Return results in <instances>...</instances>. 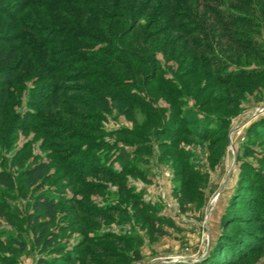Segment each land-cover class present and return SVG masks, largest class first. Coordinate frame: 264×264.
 <instances>
[{
	"label": "trees",
	"instance_id": "16d2710c",
	"mask_svg": "<svg viewBox=\"0 0 264 264\" xmlns=\"http://www.w3.org/2000/svg\"><path fill=\"white\" fill-rule=\"evenodd\" d=\"M159 38L164 39L161 46L153 42ZM134 40L149 51L132 46ZM170 43L182 44L190 52L185 60L190 61L187 73H200L211 84L228 87L227 97L238 98L244 93L242 81L264 79V0H0V216L8 221L10 215L18 216V208L5 200L6 195L18 190V183L22 191L32 190L25 229L40 248L36 264H75L73 251L85 243L97 245L108 255L109 249L96 240L115 238L112 231L95 232L94 236L84 231L74 250L59 237L82 220L87 223L85 228L92 227L87 216L97 218L109 209H120L111 203L94 204L89 199L90 190L103 185L87 176L118 179L122 191L138 202L141 194L126 185L124 176L141 174L137 157L148 151L146 142L151 132L159 139L172 137L164 145L176 149L172 157L177 175H182L183 168L189 173L190 177L183 180L188 195L194 196L200 178L205 180L204 173L194 167L193 153L181 148L180 141L200 138L225 142L232 114L206 113L196 99L198 94L190 92L184 82L185 73L178 74L181 69L172 77L166 76L156 53L173 54L177 46L170 48ZM70 82L77 84L70 86ZM152 82L159 83L158 91L164 93L168 107L156 106L158 96L148 98L138 90ZM70 89L76 90L77 97L65 94ZM26 92L27 109L18 110ZM185 96L194 97L196 105H188ZM114 107L134 125L116 130V140L110 143L99 125L104 113H112ZM136 108L143 110L140 123ZM202 112L204 117L199 115ZM259 124L264 125V119ZM252 127L256 129H251L252 135L260 132L264 138V126L261 130L255 124ZM32 132V140L41 138L48 149L46 158L32 156L31 139L7 157L20 134ZM126 146L135 148L132 152ZM218 159L214 156V162ZM7 165L15 166L20 176ZM251 178L250 193L243 204L248 212L243 214L232 206L224 215L225 230L242 219L264 224V172L253 173ZM49 182L56 184L59 192L47 189ZM67 187L73 190L72 197L66 194ZM77 193L83 196L76 198ZM66 203L71 206L61 212ZM239 205L236 202L235 207ZM144 209V219L150 223L161 219ZM60 218L62 223L55 227ZM230 232L219 236L207 258L171 264H219L217 258L222 264H236L254 258L264 247V234L250 232L241 237ZM2 234L4 230L0 232L1 243ZM21 234H9L8 241L24 249ZM249 238L259 246L249 244ZM124 240L141 241L136 235H125ZM133 253L139 257L138 250ZM90 259L91 252L87 256ZM0 264L21 262L16 256L2 255Z\"/></svg>",
	"mask_w": 264,
	"mask_h": 264
},
{
	"label": "rangeland",
	"instance_id": "374dc122",
	"mask_svg": "<svg viewBox=\"0 0 264 264\" xmlns=\"http://www.w3.org/2000/svg\"><path fill=\"white\" fill-rule=\"evenodd\" d=\"M162 41L164 39L159 38L153 42L161 46L160 42ZM131 45L149 51L146 45L137 43L135 40ZM176 46V51L173 54L170 51L164 53L158 50L156 57L160 66L167 70L166 76L172 77L173 72L179 69H181L179 75L185 73L184 82L190 92L198 94L196 99L204 105L206 113L216 114L218 111L225 115L232 114L229 120L227 139L225 142L200 138H194L192 141H180L181 148L193 153L194 167L205 174H203L205 180L199 179L200 184H198L197 191L193 193L194 196L188 195L190 192L184 185L185 181L183 180L190 177L185 168H183L182 175H177V168L172 157L176 149L164 145V142H170L172 137L162 136L159 139L153 132L149 134L150 138L146 142L148 151L137 157V165L141 174L127 173L124 176L126 185L132 188L133 192L141 194L138 197V202L127 191H122L120 185L122 182L118 179L114 180L107 175L87 176L88 180L100 182L104 187L92 188L89 199L97 206L111 203L114 208L116 206L120 209H109L97 218L87 216L86 219L93 222L92 227L85 228L87 223L82 220L61 232L59 241L65 243L69 250H74V246L84 238V231L89 236H94L95 232L112 231L115 233V238L102 237L101 240H96L103 248L109 249L108 255L104 254V251H101L97 245L85 243L73 251L75 264L199 262L210 256L219 236L226 230L227 232L234 231V234H239L241 237L250 232L264 234V224L254 223L252 219H242L229 227L227 226L226 230L224 225V215L232 206L239 212L247 214V207L243 204L250 193L248 187L252 180L251 175L256 172H264V138L259 134L260 132L258 135H252V130L256 131L252 125L258 126L259 130L264 126L259 124L264 119V79L242 81L240 84L244 93L240 96L234 95L238 96L234 99L227 97L228 87L220 84L213 85L208 80H204L200 73L195 76L189 70L187 73L186 68L190 66V61L186 62L185 60L189 59L190 52H187L182 44L170 43V48ZM241 55L246 56V54ZM252 66H254L253 63ZM58 69L63 70L61 67ZM206 82H208L206 87L201 93H198L199 88ZM67 84L74 86L77 83ZM73 89L65 91V94L77 97L76 90ZM158 89L159 83L152 82L150 85H146V88L138 90L142 94L145 93L147 97L158 96L159 99L155 102L156 106L168 107L169 102L166 101L164 93L159 92ZM28 99L29 94L26 92L22 99L23 105L18 107V110L25 111L27 109ZM184 99L188 105H196L194 97L185 96ZM63 100L68 101V106L71 105L67 98H63ZM112 111V113H104L99 125L105 140L110 143L116 140L114 134L116 130L131 128L134 125L133 120L119 112L116 107ZM199 115L205 116L204 112ZM135 117L139 123L142 122L144 119L143 110L136 108ZM33 135V132L27 136L20 134L14 149L8 153L7 157L10 158L13 151L21 147L24 142L32 140ZM30 148L32 156L46 158L48 149L43 147L41 138L32 140ZM133 148L135 146H126L128 151L133 152ZM163 152L166 153L165 156L162 155ZM214 156L219 158L215 162ZM7 167L17 177L20 176L19 170L15 166L7 165ZM115 167L118 170L121 169L118 161H116ZM178 170L182 172V166L179 165ZM45 187L55 194L59 192L57 185L52 182L46 184ZM64 190L69 197L73 196L71 187ZM25 193H28L27 197H24ZM32 195L31 189L27 192L22 191L21 185L18 183V190L12 196H5V200L20 211L18 216L10 215V221L0 216V232L2 230L5 232V235L2 234L4 242H0V255L16 256L21 264H36L37 258L41 255L32 233L25 229L27 228V212L31 210L29 202L32 201ZM75 196L81 198L83 195L77 193ZM236 202L240 203L238 207H235ZM70 206V203L64 204L61 212ZM144 208H147L149 212H155L156 216H160L161 219H155L153 223H150L144 219ZM61 223L62 218L55 222V227ZM18 233H22L19 238L25 240L24 249H20L19 243L8 241L9 234L17 236ZM125 235H136L141 241H126L124 240ZM5 236L8 239H4ZM247 242L259 246L251 238L247 239ZM134 250H138L139 257H134ZM90 252L92 261L91 259L87 260ZM255 254L254 258H245L236 264H264V247ZM217 259L218 263L222 264L219 258ZM222 259L224 258L222 257L220 260Z\"/></svg>",
	"mask_w": 264,
	"mask_h": 264
},
{
	"label": "water",
	"instance_id": "95a60500",
	"mask_svg": "<svg viewBox=\"0 0 264 264\" xmlns=\"http://www.w3.org/2000/svg\"><path fill=\"white\" fill-rule=\"evenodd\" d=\"M263 108H264V106H263Z\"/></svg>",
	"mask_w": 264,
	"mask_h": 264
}]
</instances>
